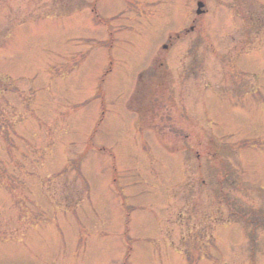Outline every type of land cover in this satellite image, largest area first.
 <instances>
[{"label": "rangeland", "instance_id": "obj_1", "mask_svg": "<svg viewBox=\"0 0 264 264\" xmlns=\"http://www.w3.org/2000/svg\"><path fill=\"white\" fill-rule=\"evenodd\" d=\"M197 2L0 0V264H264V0Z\"/></svg>", "mask_w": 264, "mask_h": 264}, {"label": "water", "instance_id": "obj_2", "mask_svg": "<svg viewBox=\"0 0 264 264\" xmlns=\"http://www.w3.org/2000/svg\"><path fill=\"white\" fill-rule=\"evenodd\" d=\"M201 7V6H200Z\"/></svg>", "mask_w": 264, "mask_h": 264}]
</instances>
